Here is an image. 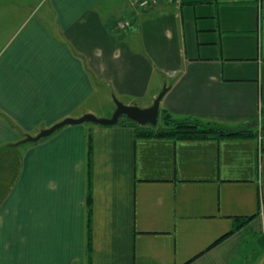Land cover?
Returning a JSON list of instances; mask_svg holds the SVG:
<instances>
[{
	"label": "crops",
	"instance_id": "obj_1",
	"mask_svg": "<svg viewBox=\"0 0 264 264\" xmlns=\"http://www.w3.org/2000/svg\"><path fill=\"white\" fill-rule=\"evenodd\" d=\"M128 1L0 0V264L264 255L258 136L141 139L131 125L84 122L18 143L68 116H110L114 96L150 105L165 85L160 107L176 116L262 134L264 0Z\"/></svg>",
	"mask_w": 264,
	"mask_h": 264
},
{
	"label": "trees",
	"instance_id": "obj_2",
	"mask_svg": "<svg viewBox=\"0 0 264 264\" xmlns=\"http://www.w3.org/2000/svg\"><path fill=\"white\" fill-rule=\"evenodd\" d=\"M102 125V124H100ZM115 125H131L135 128L136 138H162V139H187L197 137H228V136H258L260 139V147L264 150V126L261 133L254 132L247 128H230L222 124L214 122H204L199 118L192 116L180 117L173 114L164 107H160L158 123L156 125L137 123L128 115H122L119 122ZM93 185H94V155H93V139L92 136L87 140L86 153V204L88 208V218L90 224L91 210L93 205ZM253 215L245 217H237V228L247 224ZM233 231V230H232ZM89 237L91 230L89 225Z\"/></svg>",
	"mask_w": 264,
	"mask_h": 264
},
{
	"label": "water",
	"instance_id": "obj_3",
	"mask_svg": "<svg viewBox=\"0 0 264 264\" xmlns=\"http://www.w3.org/2000/svg\"><path fill=\"white\" fill-rule=\"evenodd\" d=\"M167 88V85L163 86L162 90L154 98L152 104L147 106H141L136 103H125L124 101L114 96L116 107L110 116H98L92 112H86L78 117L68 116L49 127L42 128L36 134H26L22 139L18 141V143L38 141L41 138L52 134L57 129L66 124L92 122L102 125H115L119 122L120 117L124 114L130 116L139 124L156 125L158 123L160 102L162 97L166 93Z\"/></svg>",
	"mask_w": 264,
	"mask_h": 264
},
{
	"label": "rangeland",
	"instance_id": "obj_4",
	"mask_svg": "<svg viewBox=\"0 0 264 264\" xmlns=\"http://www.w3.org/2000/svg\"><path fill=\"white\" fill-rule=\"evenodd\" d=\"M128 1V0H127ZM156 1H158V0H156ZM129 2V1H128ZM131 2V1H130ZM131 5L133 6V7H138V9H140L141 7L140 6H137V5H135V4H133V3H131ZM147 8H149V5H148V7H145V9H147ZM117 98H119V97H117ZM120 99V98H119ZM121 100V99H120ZM113 101H114V99H113ZM94 114H96V115H98V116H109V115H106V114H104L103 115V113H94ZM249 261H250V263L251 264H257L256 263V261L258 262H260V264H262L263 262H264V255L262 256V255H260V253L259 252H256L255 253V255L253 254L252 256H250V259H249Z\"/></svg>",
	"mask_w": 264,
	"mask_h": 264
},
{
	"label": "built area",
	"instance_id": "obj_5",
	"mask_svg": "<svg viewBox=\"0 0 264 264\" xmlns=\"http://www.w3.org/2000/svg\"><path fill=\"white\" fill-rule=\"evenodd\" d=\"M131 3L135 4V5H140V6H148L151 3H155L156 0H130Z\"/></svg>",
	"mask_w": 264,
	"mask_h": 264
}]
</instances>
